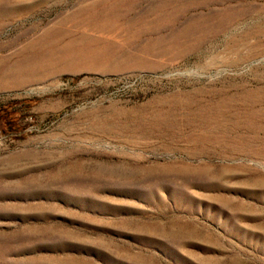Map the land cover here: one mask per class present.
<instances>
[{"label": "rangeland", "instance_id": "374dc122", "mask_svg": "<svg viewBox=\"0 0 264 264\" xmlns=\"http://www.w3.org/2000/svg\"><path fill=\"white\" fill-rule=\"evenodd\" d=\"M0 264H264V0H0Z\"/></svg>", "mask_w": 264, "mask_h": 264}, {"label": "trees", "instance_id": "16d2710c", "mask_svg": "<svg viewBox=\"0 0 264 264\" xmlns=\"http://www.w3.org/2000/svg\"><path fill=\"white\" fill-rule=\"evenodd\" d=\"M3 113H5V112H3Z\"/></svg>", "mask_w": 264, "mask_h": 264}]
</instances>
